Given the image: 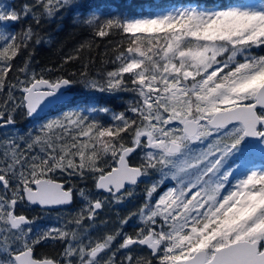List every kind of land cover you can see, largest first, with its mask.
<instances>
[{
	"label": "snow or ice",
	"instance_id": "snow-or-ice-1",
	"mask_svg": "<svg viewBox=\"0 0 264 264\" xmlns=\"http://www.w3.org/2000/svg\"><path fill=\"white\" fill-rule=\"evenodd\" d=\"M61 12L72 13L94 37H120L112 58L102 61L112 70L91 76L85 62L83 71L63 74L90 42L55 69L33 67L34 46L47 43L41 22ZM25 19L27 25L10 30ZM259 49L264 0H203L108 18L84 0H32L19 9L0 2V264H264ZM54 72L60 74L51 78ZM77 83L133 98L121 112L77 105L24 134L14 128L17 112L37 120L73 105L65 97ZM57 172L62 182L52 179ZM89 180L91 188L78 187ZM142 180L144 202L119 227L108 231L107 220L96 223L106 206L134 198ZM166 182L174 184L157 198ZM77 198L81 206L58 214V227L38 226L39 217L24 214L36 206L41 212L70 207ZM133 219L134 233L124 232ZM49 242L62 247L57 256L36 252ZM134 248L149 255H134Z\"/></svg>",
	"mask_w": 264,
	"mask_h": 264
},
{
	"label": "trees",
	"instance_id": "trees-1",
	"mask_svg": "<svg viewBox=\"0 0 264 264\" xmlns=\"http://www.w3.org/2000/svg\"><path fill=\"white\" fill-rule=\"evenodd\" d=\"M0 2L8 3L15 8L19 9L25 3H31L32 0H0ZM89 11H94L101 18H108L114 15H138L147 14L155 12V8L168 7L170 5H184V4H196L202 3L203 0H84ZM83 18V17H82ZM29 19L23 20L21 23H14L10 25V30L18 31L22 25H27ZM40 34L47 40V43H41L34 46L32 62L33 67L39 71L41 68L52 67L55 69L58 65H61L62 60L69 56L74 55V50L81 44L85 42H90L91 47L86 48L79 54V59L71 61L63 66V74L69 75L72 72L79 73L83 71L81 67L83 63L88 62L89 68L88 73L91 76L96 75L98 71H110L112 70V64H103L102 61L110 60L113 56L111 48L119 41L120 37L118 35H110L106 38L94 37L91 29L85 28L80 24L74 22L72 13L64 14L59 13L51 22L42 21L39 28ZM258 55H264V49L257 50ZM28 55L24 52L22 55L17 57L14 61L16 66H22L24 58ZM59 72H54L51 78H55L59 75ZM16 73H11L10 78H15ZM76 79L77 77H73ZM73 96L69 100H74L73 105L61 104L60 106L54 107L47 112L41 113L37 120L31 118H24L22 113L17 112L15 114V125L14 128L19 130L21 134L27 132L29 127L34 124L42 123L44 120L61 114L64 111L71 110L72 107L79 106H93L95 103H100L101 105H106L112 108L115 112L124 111L126 108V102L133 98L132 93L120 92L116 94L107 93H94L86 89L82 84L77 83L71 86ZM7 91V89H5ZM87 114V113H85ZM103 123L107 124L110 122L108 117H103ZM7 131V129H4ZM35 134V133H34ZM136 157H133V162H135ZM52 179H57L62 182L64 179L58 172L52 174ZM78 183V187H88L91 188V180L87 184ZM167 185L165 183L158 190L156 196L164 189ZM145 181H141L136 188L137 195L126 201L122 205L117 206H106L103 210L99 211L98 219L96 223L99 224L101 220H107L108 231H113L116 227H119L118 220L123 219L128 215L129 212H133L140 207L144 202L143 192L145 190ZM153 203L155 200L152 201ZM81 206L80 200H77L70 206L64 207L56 210H51V212H41L37 207H34L32 211L26 212L24 214L28 215L31 219L33 216L39 217L36 221L38 226H53L58 227L59 223L56 219L58 214H66L75 212ZM17 214L23 211V208L18 206ZM65 218H67L65 216ZM87 226L88 221L84 222ZM136 224V220H129L128 224L123 228L126 233H134L135 229L133 225ZM119 243V240L116 242ZM62 250L59 244L53 245L49 242L47 244L41 243L36 248L38 254L44 253L48 256H57ZM134 255L148 256L149 253L146 249L134 248ZM153 264L155 261L153 260Z\"/></svg>",
	"mask_w": 264,
	"mask_h": 264
},
{
	"label": "rangeland",
	"instance_id": "rangeland-1",
	"mask_svg": "<svg viewBox=\"0 0 264 264\" xmlns=\"http://www.w3.org/2000/svg\"><path fill=\"white\" fill-rule=\"evenodd\" d=\"M184 5H186V4H184ZM174 6H181V5H174ZM171 7H173V5H170V6H168V7H165L164 9H162V8H155V12H157V11H161V10H165V9H168V8H171ZM260 161H259V159L257 160V163H259ZM167 183V185L164 187V189L161 191V192H163L164 190H166V188L167 187H171V186H173V184H174V182H166ZM160 192V193H161ZM157 198H158V196H157ZM155 203V202H154Z\"/></svg>",
	"mask_w": 264,
	"mask_h": 264
},
{
	"label": "water",
	"instance_id": "water-1",
	"mask_svg": "<svg viewBox=\"0 0 264 264\" xmlns=\"http://www.w3.org/2000/svg\"><path fill=\"white\" fill-rule=\"evenodd\" d=\"M72 96H73V93L72 92H70L66 97H65V99L66 100H69L70 98H72ZM48 111V110H47ZM42 113H44V112H42ZM41 114V113H40ZM55 180H57V179H55ZM58 182H61V181H59V180H57ZM36 207H38V206H36ZM39 208V207H38ZM55 209H59L58 207L57 208H53L52 210H55Z\"/></svg>",
	"mask_w": 264,
	"mask_h": 264
},
{
	"label": "flooded vegetation",
	"instance_id": "flooded-vegetation-1",
	"mask_svg": "<svg viewBox=\"0 0 264 264\" xmlns=\"http://www.w3.org/2000/svg\"><path fill=\"white\" fill-rule=\"evenodd\" d=\"M60 181V180H59ZM60 209V208H59Z\"/></svg>",
	"mask_w": 264,
	"mask_h": 264
}]
</instances>
